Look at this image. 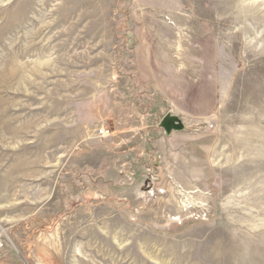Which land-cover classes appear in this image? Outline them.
Returning <instances> with one entry per match:
<instances>
[{
    "label": "rangeland",
    "instance_id": "374dc122",
    "mask_svg": "<svg viewBox=\"0 0 264 264\" xmlns=\"http://www.w3.org/2000/svg\"><path fill=\"white\" fill-rule=\"evenodd\" d=\"M0 264H264V0H0Z\"/></svg>",
    "mask_w": 264,
    "mask_h": 264
},
{
    "label": "water",
    "instance_id": "95a60500",
    "mask_svg": "<svg viewBox=\"0 0 264 264\" xmlns=\"http://www.w3.org/2000/svg\"><path fill=\"white\" fill-rule=\"evenodd\" d=\"M160 128L165 132L166 135H170L172 132H182L184 131V126L181 121L167 114L160 123Z\"/></svg>",
    "mask_w": 264,
    "mask_h": 264
},
{
    "label": "built area",
    "instance_id": "2783aa9c",
    "mask_svg": "<svg viewBox=\"0 0 264 264\" xmlns=\"http://www.w3.org/2000/svg\"><path fill=\"white\" fill-rule=\"evenodd\" d=\"M97 133V137L99 138H107L111 135V132L108 129L102 128Z\"/></svg>",
    "mask_w": 264,
    "mask_h": 264
},
{
    "label": "crops",
    "instance_id": "0c3cea01",
    "mask_svg": "<svg viewBox=\"0 0 264 264\" xmlns=\"http://www.w3.org/2000/svg\"><path fill=\"white\" fill-rule=\"evenodd\" d=\"M105 129H108L107 127L104 126Z\"/></svg>",
    "mask_w": 264,
    "mask_h": 264
}]
</instances>
